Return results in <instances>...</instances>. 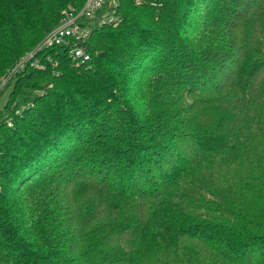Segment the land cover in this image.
Masks as SVG:
<instances>
[{"label": "trees", "instance_id": "1", "mask_svg": "<svg viewBox=\"0 0 264 264\" xmlns=\"http://www.w3.org/2000/svg\"><path fill=\"white\" fill-rule=\"evenodd\" d=\"M84 2L0 0V77ZM117 2L0 95V264H264V0Z\"/></svg>", "mask_w": 264, "mask_h": 264}, {"label": "built area", "instance_id": "2", "mask_svg": "<svg viewBox=\"0 0 264 264\" xmlns=\"http://www.w3.org/2000/svg\"><path fill=\"white\" fill-rule=\"evenodd\" d=\"M129 1L134 5H141L144 0ZM106 3H109L108 7L113 11L118 5L117 0H85L80 10L65 11L60 24L49 31L32 50L23 55L16 65L0 78V95L26 68L43 69L41 55L48 49L63 47L74 64L80 65L87 62L89 55L83 47L75 46V43H84L90 37L94 26H111L118 23V16L114 12L102 15ZM45 58L49 62V57Z\"/></svg>", "mask_w": 264, "mask_h": 264}, {"label": "rangeland", "instance_id": "3", "mask_svg": "<svg viewBox=\"0 0 264 264\" xmlns=\"http://www.w3.org/2000/svg\"><path fill=\"white\" fill-rule=\"evenodd\" d=\"M108 10V9H107ZM105 13V12H104ZM102 14L103 16H105V14ZM119 19H120V16L118 15V21H119ZM111 26H113V27H116L117 25H111ZM26 54V53H25ZM24 54V55H25ZM1 78V77H0ZM36 94H40L39 92H35L34 93V95H36ZM7 96H8V92L6 91L2 96H1V98H0V110H2V108H3V106H4V104H5V102H6V100H7ZM32 105V104H31ZM10 118V117H9Z\"/></svg>", "mask_w": 264, "mask_h": 264}]
</instances>
